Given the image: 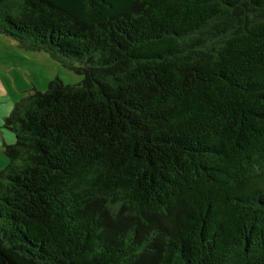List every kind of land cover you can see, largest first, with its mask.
<instances>
[{
  "label": "trees",
  "instance_id": "obj_1",
  "mask_svg": "<svg viewBox=\"0 0 264 264\" xmlns=\"http://www.w3.org/2000/svg\"><path fill=\"white\" fill-rule=\"evenodd\" d=\"M0 34L83 76L4 120L0 264H264V0H0Z\"/></svg>",
  "mask_w": 264,
  "mask_h": 264
},
{
  "label": "rangeland",
  "instance_id": "obj_2",
  "mask_svg": "<svg viewBox=\"0 0 264 264\" xmlns=\"http://www.w3.org/2000/svg\"><path fill=\"white\" fill-rule=\"evenodd\" d=\"M55 77H59L65 84H76L83 79V76L64 68L49 53L26 50L0 34V82L6 91L8 103L13 104V107L33 88L44 92L49 81ZM7 162V156L3 148H0V169Z\"/></svg>",
  "mask_w": 264,
  "mask_h": 264
},
{
  "label": "crops",
  "instance_id": "obj_3",
  "mask_svg": "<svg viewBox=\"0 0 264 264\" xmlns=\"http://www.w3.org/2000/svg\"><path fill=\"white\" fill-rule=\"evenodd\" d=\"M8 97L4 86L0 82V148H3L4 144L13 143L15 141L14 134L4 128V120L12 110L13 104L8 103Z\"/></svg>",
  "mask_w": 264,
  "mask_h": 264
}]
</instances>
